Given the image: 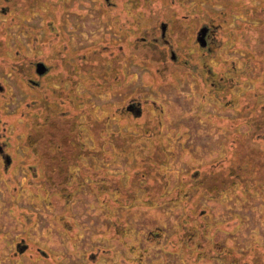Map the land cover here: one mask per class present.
Instances as JSON below:
<instances>
[{
    "label": "rangeland",
    "instance_id": "374dc122",
    "mask_svg": "<svg viewBox=\"0 0 264 264\" xmlns=\"http://www.w3.org/2000/svg\"><path fill=\"white\" fill-rule=\"evenodd\" d=\"M101 1L49 0L51 4L37 3L36 11L11 15V4L0 0V45L5 47L0 51V144L14 151L8 167L0 163V264H221L212 257L214 252L246 254L252 247L264 257L263 187L252 185L246 193L241 186L226 188L218 195L201 194L193 202L196 189L186 198L179 183H200L191 175L224 154L229 135L247 129L241 122L249 114L246 96L254 85L250 65L255 59L264 61V0H131L135 7L116 0L127 4L110 9ZM117 16L122 22L114 19ZM166 17L173 20L171 26ZM223 17L214 52L202 53L190 33L201 23ZM128 19L134 23L132 35L124 31ZM162 21L167 22L172 46L157 40ZM47 22L53 26L50 31ZM50 38L58 42L57 57L51 53ZM171 51L178 56L175 61ZM36 60H45L50 68L39 88L29 85L30 78H37ZM22 62L32 66L27 74L24 68L18 71ZM260 62L254 63L259 72L264 67ZM212 71L221 82L215 93ZM37 94L40 98L33 101ZM45 96L51 102L65 99V114L58 112L57 122L64 121L66 113L71 117L80 112L79 128L68 122L62 126L78 144L70 148L75 153L92 149L109 158L82 161L94 166L93 171L103 168V180L115 182L120 194L98 198L79 167L73 169L75 180L67 188L47 184L43 189L42 183L30 180L34 170L21 160V144ZM132 96L145 102L143 116L121 112L120 106ZM141 125L150 132L147 150L122 138L136 135ZM158 141L167 162L159 166L164 172L154 193L177 190L172 195L179 201H163L158 193L149 198L155 200L152 205L143 197L144 189H154L151 181L135 182L139 171L147 179L150 161L144 154L155 147L157 151ZM134 146L136 161L125 153H133ZM132 198L137 199L127 203ZM17 211L29 219H21ZM24 236L29 248L20 256L23 262L2 259L8 258L7 242ZM232 253H226L228 259ZM250 258L246 254L240 263Z\"/></svg>",
    "mask_w": 264,
    "mask_h": 264
},
{
    "label": "trees",
    "instance_id": "16d2710c",
    "mask_svg": "<svg viewBox=\"0 0 264 264\" xmlns=\"http://www.w3.org/2000/svg\"><path fill=\"white\" fill-rule=\"evenodd\" d=\"M7 2L12 6L8 14H11V12L15 14L16 12L26 14V12L24 11H36L38 9L37 3L39 2H43L44 4H51L49 0H7ZM18 2L21 3V6L19 7L16 6ZM55 43L57 44L58 42ZM2 48L5 47L0 45V51L2 50ZM52 52L56 53L57 55L55 56L57 57L59 56L58 52H60V49L52 46L51 53ZM261 60L262 59H255V62H260ZM254 63L250 65V70H253V73H255L252 78L253 80H251L254 85L253 88L248 91L249 94L246 96L248 106L247 110H249V114L248 116L244 117V121L241 120V123H246V131L241 132L237 135H229V141L227 142V145L225 144L226 147L224 148V154L221 157L216 158L213 162L206 164L207 166H204L205 168L203 167L202 171L191 175L192 179L199 180L200 183L195 182L191 186H186V182L179 181V183L184 186V190L181 193L186 198L189 196L188 192L190 190L194 188L196 189V192L194 193L195 195L192 199L193 202L201 194L209 195L210 193H212V195H218L219 193L225 191L226 188L231 189L236 186H241V190L243 193H246L247 190H249V187L252 185H260L264 188V98L262 101L258 102V98L261 95L264 96V67H261V72H259V67L257 68V65ZM61 65L66 66V63H61ZM3 66L4 68H6L5 64ZM17 67L19 72L22 71V68H24L25 71L26 69L28 70L30 68L32 70L31 64L28 63L24 64L22 62L21 64H18ZM254 69H257L258 71H255ZM246 74V72L243 73V75ZM247 78L250 79L249 73L247 75ZM39 98L40 96H38L37 94L36 98H32V100L36 101ZM39 103V106L41 107L40 111L36 113V117L31 120L29 130L27 131V134L25 135V138H23L21 144L22 149L24 148V156L21 160L24 163L28 164L30 168L36 169V171L39 173V178L42 180V185H44L43 189L47 187V184L49 186L58 184V186L67 188L68 183H73V181L75 180L73 178V169L75 167H79V171L82 173V175L90 177L91 188L94 192L97 193L98 198L103 199V195L105 193H108V195L111 193L120 194L117 188H113L115 182L107 183L103 180L104 178H106V175L102 176L103 168L99 167V171H93L92 168H94V166L87 165L82 161L84 157H92L101 162H109V158L104 157L105 155H102L100 153L98 155V152L92 151V149L86 150L85 152L82 151L81 153H75L76 149L72 150L70 148L76 147L78 144L76 143V140H74V137L70 136V133L64 130L62 126L66 125L68 122V124H70L75 129L79 128V126L82 124L80 122V125H77V121H79L77 117L80 115V112L77 111V113L72 114L71 117H69L66 113V115L64 116V121L62 120L61 122H57L56 117L59 115L58 112H61L65 109L61 108V105L66 106L65 99L64 102H51L49 100V97L45 96L39 100ZM31 104H35V102H32ZM73 105L74 103H72V106ZM61 114H65V112H61ZM140 129H147V127L145 125H141L135 130ZM230 132L231 131H229V133ZM40 135L44 142L42 154L38 158V154L36 151H34V148L36 147V142ZM93 138L97 143L98 138ZM122 138L127 140L130 139L138 145H141L142 148L146 147V150L150 147L148 144V140L150 138L147 137L146 140V136H138V138H136L133 134H126ZM78 139L80 138L78 137ZM156 143L157 151L155 147L154 150L151 149L150 153L146 154L145 152L144 154L145 161L146 157L147 160L150 161V171H148L147 173V179L149 178L150 180L143 179L145 173L142 174V172L139 171L138 175H136L135 182L139 184H144L147 182L148 184V181H151L154 189L152 191L151 188H148V190L144 189L145 191L143 197L147 196L148 199H146L145 202L147 204L151 203L152 205L155 204L153 203L155 202V200L150 201L149 198H151L153 194L161 193H154L155 187H157V177L164 172L163 170L159 169V166L165 165L167 162L165 151L162 149L164 148L163 145L161 146L160 141ZM132 151L134 152L125 153L133 156L132 161H136V159H138L137 156L139 155L135 153V146L134 149L132 148ZM21 165L23 166V164ZM96 176H98V179ZM185 176L188 177L187 173L185 174ZM95 177L96 179L94 180ZM135 183L133 184V186L134 188H137V185ZM163 186H165V184H162V187ZM131 187L132 185L130 186V188ZM177 188L179 189V187ZM160 190L161 189H158V191ZM176 191L177 190H173L165 194L162 192L161 194H163V196H158L159 198L163 197V201H179V196L175 197L172 195V193ZM136 199L137 198L128 199L127 203L131 201L133 202V200ZM118 200L119 199H115V201ZM182 202L184 203L185 200H183ZM152 239V236L148 238L149 241H152ZM213 249L215 248L213 247ZM231 251L233 252L232 257L228 259L226 253H230ZM246 254H249L251 258L249 260V263L244 261L243 264H264V257L261 256V254H258L254 247L249 249V252ZM246 254L235 253L233 250L228 251L227 249H223L220 252H214L212 254V257L219 258L221 260V264H242L240 263V259L241 257L246 256Z\"/></svg>",
    "mask_w": 264,
    "mask_h": 264
},
{
    "label": "flooded vegetation",
    "instance_id": "af4514ba",
    "mask_svg": "<svg viewBox=\"0 0 264 264\" xmlns=\"http://www.w3.org/2000/svg\"><path fill=\"white\" fill-rule=\"evenodd\" d=\"M103 1L107 5L108 9L113 8V7L119 8L120 5L123 6L124 4H127L125 2L122 3L121 1L116 2V0H102L101 3ZM132 1L135 2L134 0H132ZM130 2H131V0H128V4L129 5L132 4L135 7V4L130 3ZM116 3H118V4H116ZM182 3H183V1L181 2V4ZM9 7H10V5H8L7 9H9ZM9 12H10V10H9ZM153 18H154L155 21H158V19L155 16ZM153 18L152 19L148 18L147 21L150 20V22H152ZM114 19H117V22H119V23L122 22L120 16H117ZM166 19H167V21H170V22H168V24H169V26H171L172 23H173V20L171 21L167 17H166ZM196 20H198V19H196ZM222 21H225L224 17L220 18L218 20V22H216V23L213 20L211 22H209V24L201 23V26L195 31V33H190V39L193 40V43L196 42L200 46V51L202 53H205L206 51L207 52L208 51L214 52L213 50H214V47L216 46L215 45L216 32H217V30L219 31L220 26H222V24H223ZM125 23H126L125 25L129 26V28L126 26L124 28V31H126L127 35H130V34L132 35V32L134 31L133 28H132V26L134 25L133 21L131 19H128V21L125 22ZM156 26H155V28H156ZM167 26H168L167 22H163V21L160 22V25H159V27H160V36L157 38V40L162 42V43H164V44H166L167 46L168 45L170 46L171 45V43H170L171 41L168 40V38L166 37ZM47 27H48L47 31H50V30L53 29L52 28L53 26L49 22H47ZM172 30L173 29H171V31ZM56 32H58V31H55V34H56ZM153 32H154V30H153ZM151 34H153V33H151ZM50 35H51V33L47 32V37L50 36ZM154 39H156V38H154ZM57 40H59V39L57 38ZM50 41H51V46H53V47L56 46V43H55L56 40H54L53 38H50ZM104 56H105L104 54L100 55L101 58H103ZM177 57L178 56H176V54L173 51H171L170 58L172 59V61H175L177 59ZM43 61L36 60V62H34V65H35V76L37 78L36 79H34V78H30L29 79V82H30L29 85L32 86V87H38L39 88V85L41 84V79L50 70L49 65L47 64V62L45 60H43ZM97 61H98V63H100L99 60H97ZM38 62H41V63H43L45 65V71L43 73H38L36 71V64ZM70 65L71 64H69V66ZM68 72L69 73H68V79L67 80L69 82V80L71 79V72H70V70ZM96 72L99 73V70L96 69L95 73ZM209 73H210V78L209 79L212 80V82H211L212 88L211 89H212V92L215 93L216 90L221 86V82L217 78V73H214L213 71L209 72ZM209 79H207V80H209ZM70 83H71V81H70ZM1 90H2V86H0V91ZM133 99H135V100H133ZM144 106H145V102L143 103V102H141V99H138V98L132 96V97L128 98V101H126L123 105L120 106V110H121V112L126 113L128 115L135 116V117H140V116H143V114H144V111H145ZM138 131H139L138 133H135L136 134L135 136H138V135H141V134H143V136L150 135V132L147 129H142V130L140 129ZM124 135H126V134H124ZM128 135H132V134L128 133ZM43 142L44 141H43V139H42V137L40 135V137L38 138V140L36 142V147L34 148V151H36L37 154H38V158L42 154ZM10 149H13V148L12 147L8 148L6 143H5V145L0 144V163L2 165L5 164V166H7V167L9 166V164H11V161L13 159L11 156L14 153V151L10 150ZM33 170H34V175H32V177L30 178L31 174H29L27 177H29L30 180H32V182L42 183V180L39 178V173L36 171V169H33ZM15 206L16 207L19 206L17 204V200H16V203H15ZM17 212L19 213V217L21 219H26V217L29 219V217L26 214H24L23 212H19V211H17ZM21 214L24 215V218H22ZM27 243L25 241V236L24 237L15 238L11 242L8 241L7 242V244H8V249H7L8 250V256L7 257L8 258L4 257L2 259H9L10 261H13V262L14 261H16V262L20 261V263H22L23 260H22V258L20 256H22L24 254V252H27V249L29 248L27 246L28 245ZM96 251H98L97 247H95V251H93V252H95V254H97ZM92 255H93V253L92 254L89 253L87 255V257L89 259H91L90 257H92ZM91 261H92V259H91Z\"/></svg>",
    "mask_w": 264,
    "mask_h": 264
},
{
    "label": "water",
    "instance_id": "95a60500",
    "mask_svg": "<svg viewBox=\"0 0 264 264\" xmlns=\"http://www.w3.org/2000/svg\"><path fill=\"white\" fill-rule=\"evenodd\" d=\"M36 71L38 73H43L45 71V65L43 63H41V62H38L36 64Z\"/></svg>",
    "mask_w": 264,
    "mask_h": 264
}]
</instances>
